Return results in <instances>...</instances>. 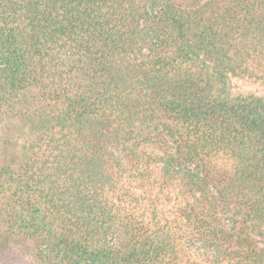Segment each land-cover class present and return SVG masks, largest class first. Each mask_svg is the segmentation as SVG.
Here are the masks:
<instances>
[{
    "label": "trees",
    "instance_id": "16d2710c",
    "mask_svg": "<svg viewBox=\"0 0 264 264\" xmlns=\"http://www.w3.org/2000/svg\"><path fill=\"white\" fill-rule=\"evenodd\" d=\"M0 256L264 264V0H0Z\"/></svg>",
    "mask_w": 264,
    "mask_h": 264
},
{
    "label": "rangeland",
    "instance_id": "374dc122",
    "mask_svg": "<svg viewBox=\"0 0 264 264\" xmlns=\"http://www.w3.org/2000/svg\"><path fill=\"white\" fill-rule=\"evenodd\" d=\"M9 261L11 263H16V264H26V261L18 256L17 257L13 256L12 259H10V257L5 258L4 256H0V263H9Z\"/></svg>",
    "mask_w": 264,
    "mask_h": 264
}]
</instances>
